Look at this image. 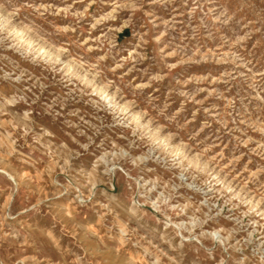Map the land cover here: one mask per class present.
I'll use <instances>...</instances> for the list:
<instances>
[{
  "label": "rangeland",
  "instance_id": "374dc122",
  "mask_svg": "<svg viewBox=\"0 0 264 264\" xmlns=\"http://www.w3.org/2000/svg\"><path fill=\"white\" fill-rule=\"evenodd\" d=\"M0 264H264V0H0Z\"/></svg>",
  "mask_w": 264,
  "mask_h": 264
}]
</instances>
